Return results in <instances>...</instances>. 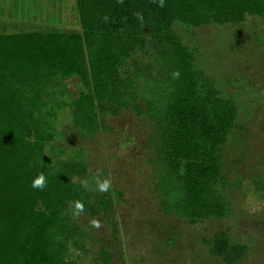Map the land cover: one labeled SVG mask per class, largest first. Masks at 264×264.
I'll return each instance as SVG.
<instances>
[{
  "label": "trees",
  "instance_id": "16d2710c",
  "mask_svg": "<svg viewBox=\"0 0 264 264\" xmlns=\"http://www.w3.org/2000/svg\"><path fill=\"white\" fill-rule=\"evenodd\" d=\"M76 2L80 32L0 33V264H79L73 255L85 250L88 232L75 203L91 214L112 207L82 183L81 159L60 158V144L53 145L58 157L47 154L66 110L84 136L100 129L106 112L144 114L155 126L149 145L164 213L190 222L232 215L223 149L238 126V107L197 67V45L185 44L175 25L264 20V0ZM147 46L155 65L137 61L131 69L130 58ZM66 80L75 81L76 97ZM41 173L46 186L33 188ZM208 243L225 264H239L250 251L226 231Z\"/></svg>",
  "mask_w": 264,
  "mask_h": 264
},
{
  "label": "rangeland",
  "instance_id": "374dc122",
  "mask_svg": "<svg viewBox=\"0 0 264 264\" xmlns=\"http://www.w3.org/2000/svg\"><path fill=\"white\" fill-rule=\"evenodd\" d=\"M4 1L0 33L81 31L76 0H8L10 12ZM175 29L185 44L197 45V67L238 107V126L223 149L232 215L190 222L164 213L156 191L160 172L149 145L155 126L144 114L133 109L106 112L100 116V129L84 136L66 110L47 154L58 157L53 145L60 144V158L81 159L86 166L82 183L94 198L112 203L109 211L75 217L88 232L85 250L73 255L79 264H225L209 252L208 240L219 231L250 247L239 264H264V20L247 15L239 24H176ZM137 61L155 63L149 46L133 54L131 69ZM64 88L78 95L75 81L66 80ZM97 178L110 181L108 191L97 190Z\"/></svg>",
  "mask_w": 264,
  "mask_h": 264
},
{
  "label": "clouds",
  "instance_id": "9594fccd",
  "mask_svg": "<svg viewBox=\"0 0 264 264\" xmlns=\"http://www.w3.org/2000/svg\"><path fill=\"white\" fill-rule=\"evenodd\" d=\"M160 6L163 7L164 6V0H160ZM176 76L179 75V73L175 74ZM46 186V177L43 173H41L38 177H36L33 182H32V187L33 188H39V189H43ZM96 186H97V190L100 192H106L109 190L110 187V181L108 179H100L97 178L96 179ZM75 209L77 214H79L80 212H82L84 210V204L81 201H77L75 203ZM95 227H99V223L98 222H93Z\"/></svg>",
  "mask_w": 264,
  "mask_h": 264
},
{
  "label": "crops",
  "instance_id": "0c3cea01",
  "mask_svg": "<svg viewBox=\"0 0 264 264\" xmlns=\"http://www.w3.org/2000/svg\"><path fill=\"white\" fill-rule=\"evenodd\" d=\"M3 1V0H2ZM8 0H5L4 2L6 3V4H3L4 5V7L6 8V12H10L11 11V7L10 6H8V2H7ZM29 10V9H28ZM30 12H31V10H29Z\"/></svg>",
  "mask_w": 264,
  "mask_h": 264
}]
</instances>
